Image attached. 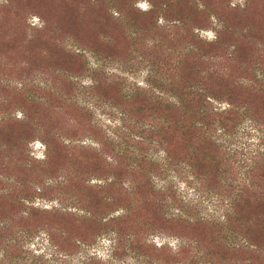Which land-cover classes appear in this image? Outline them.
Segmentation results:
<instances>
[{"label":"rangeland","instance_id":"1","mask_svg":"<svg viewBox=\"0 0 264 264\" xmlns=\"http://www.w3.org/2000/svg\"><path fill=\"white\" fill-rule=\"evenodd\" d=\"M171 83L253 96L264 120V0H0V263L264 264V247L224 252L238 238L215 234L226 199L245 192L231 201L264 245V189L157 182L150 138L113 142L116 108L149 123L147 84ZM240 118L220 147L238 160L233 184L264 155V131Z\"/></svg>","mask_w":264,"mask_h":264},{"label":"trees","instance_id":"2","mask_svg":"<svg viewBox=\"0 0 264 264\" xmlns=\"http://www.w3.org/2000/svg\"><path fill=\"white\" fill-rule=\"evenodd\" d=\"M220 20L222 19L219 18L218 27L215 29L214 44H218L221 40L224 25ZM252 72L254 73L253 70ZM246 80L251 83L252 79ZM147 86L153 90L150 99V108L153 111L149 114V123L133 116L132 112L135 106L133 108L117 107L121 116L122 134L113 133L112 140L116 145H119L124 135L132 137L140 143L150 138L149 142L153 143L160 151L159 158L155 163L157 171L150 177L154 176L157 182H160L167 176H175L194 184L198 189H221L226 186L229 189H264V155L259 157L260 154H258L261 152L256 151V155L246 162L244 165L245 175L240 177L239 183L233 184L234 181H230L226 174L229 173L230 167L233 168L234 173H239L236 170L239 168L236 164L238 160L231 159L228 153L224 152L223 154L220 149L221 142L225 137L236 132L241 122V118L237 119L239 115L251 123L250 128L255 131H264V120L257 116L253 105H250V102L254 100L253 96L244 100V103H237L231 98L223 100L218 95L203 94L202 87L192 84L184 89L176 88L174 91L175 85L171 83L170 92H164L159 87L150 84ZM126 97L133 101L137 98V94L131 93ZM214 102H225V105L215 106ZM258 169L260 170L256 173L255 171ZM245 194V192H239L237 198L233 197L231 200L239 202ZM231 200L226 199V209L219 217L216 225L218 229L215 234L225 238L231 236L238 239L233 243L228 241V245L223 246V251L226 252L233 247L242 249L245 245L246 248H253L251 252L259 256L264 247L260 242L261 239L251 241L248 235L242 231L245 228V219L242 215L247 209L236 207ZM112 230L113 233H117L114 228ZM224 258L226 259V257ZM225 259L217 264L240 263V260ZM209 263L215 262L209 261Z\"/></svg>","mask_w":264,"mask_h":264}]
</instances>
